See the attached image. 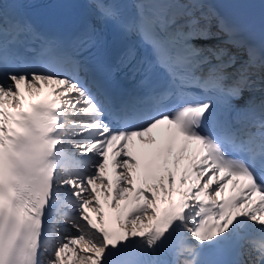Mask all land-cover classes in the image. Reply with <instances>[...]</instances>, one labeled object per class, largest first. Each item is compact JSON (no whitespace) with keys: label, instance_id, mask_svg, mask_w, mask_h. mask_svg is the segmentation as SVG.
I'll list each match as a JSON object with an SVG mask.
<instances>
[{"label":"snow or ice","instance_id":"1","mask_svg":"<svg viewBox=\"0 0 264 264\" xmlns=\"http://www.w3.org/2000/svg\"><path fill=\"white\" fill-rule=\"evenodd\" d=\"M217 2L0 0V264H264V31Z\"/></svg>","mask_w":264,"mask_h":264}]
</instances>
